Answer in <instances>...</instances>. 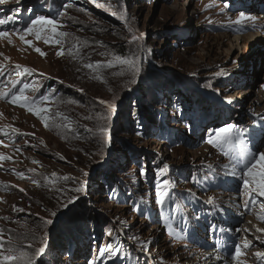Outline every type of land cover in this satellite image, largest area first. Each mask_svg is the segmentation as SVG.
Instances as JSON below:
<instances>
[{"label": "rangeland", "instance_id": "1", "mask_svg": "<svg viewBox=\"0 0 264 264\" xmlns=\"http://www.w3.org/2000/svg\"><path fill=\"white\" fill-rule=\"evenodd\" d=\"M38 16L68 35L25 33ZM7 17L0 93L28 84L48 126L0 96V250L24 264H264V196L242 179L264 152V0H6ZM228 124L233 146L208 143Z\"/></svg>", "mask_w": 264, "mask_h": 264}, {"label": "snow or ice", "instance_id": "2", "mask_svg": "<svg viewBox=\"0 0 264 264\" xmlns=\"http://www.w3.org/2000/svg\"><path fill=\"white\" fill-rule=\"evenodd\" d=\"M6 0H0V4L5 3ZM93 2H95V0H93ZM71 5H66V7H70ZM103 7V5H98ZM212 5H208L206 7H211ZM61 15H63V13H61ZM13 19V17H7L6 19H0V25L5 24L8 20ZM244 19H252L250 17H245L244 13L240 14V17L237 21V23H239L240 21L244 20ZM59 27V25H57L56 21L53 19H49L46 18L44 16H38L36 17L34 20L31 21L30 25L24 29L25 33L27 34H34L36 36V38L39 40L41 39V33H44V39H45V43H56L59 44L60 41L58 39L56 40H49L48 39V35H49V31L52 35H58L61 37H66L68 34L64 33V32H59L57 33V28ZM10 34L7 31H0V37H8ZM22 41H24V43L28 44V45H32V41L30 40H26L24 35H20L19 37ZM11 42V41H9ZM37 52H39L42 56L46 55V53L42 52L39 48L35 49ZM58 55H62L63 52L60 51L57 53ZM125 63H131L128 61H124ZM97 64H99V62H97ZM88 68H93L94 65L93 64H87L85 65ZM108 67H111L112 65L109 63L107 65ZM131 66L133 67V69L135 71H138V67L132 63ZM21 66L17 65V68H20ZM33 71V69H30L28 67H23L22 71H18L16 74L18 76L23 75L25 73H31ZM15 88V85H13V89ZM29 89V85L28 84H23L22 87H20L18 89V91H13L12 89H10L8 92H2L0 93V96L5 97V98H9L10 97V101L13 104H18L21 107H25L27 108V110L29 112H32L33 114L37 115L38 117H40V119L44 122L45 126H48V117L41 115L44 112H47L48 109L46 108H40V107H34L32 106L33 102L30 100V98L28 96L25 95V91ZM80 91H83L82 89ZM48 97L47 96H43L40 98V100H47ZM40 101L37 100L35 101L36 104H38ZM101 104H107V106L114 110V104L108 103L107 101H103L100 100L99 101ZM231 102V101H229ZM233 125L232 124H228L226 127L220 128L215 130V134L214 137H210L208 140V143L211 144H215L217 146L220 145L221 141H223V143L228 144L229 146H233L235 142H237L236 140H234V135L231 132V130L233 129ZM12 132H16L18 130L16 129H12ZM90 131V130H89ZM101 132H107L108 130L105 128H101L100 129ZM0 133H2L5 136L10 135V132H5L2 129H0ZM241 135V133L238 131L237 133H235V137H239ZM251 155L250 152H245L243 150L240 151L239 153V159L237 160V163H243L246 158ZM259 158L256 159L255 157H253L254 159V163H251V165H246V172L244 173L245 177H250L251 179H247V178H243V183L244 186L246 188H248L250 186V184H255V189H252L253 191H258L259 194L261 196H264V152H260L258 154ZM12 159V157L10 156H5V155H0V160H9ZM233 159H237L235 156L233 157ZM34 163H39L38 161H34ZM257 165L260 166V171L257 172ZM30 171H35L34 169H30ZM142 174H143V170H141ZM19 175L23 178L24 174L23 173H19ZM53 176H55L56 174L53 173ZM64 179H68V177H64ZM33 183H38L37 181H33ZM169 183L168 180H164L163 184L167 185ZM82 189H76V191H81ZM21 191H24L23 189H21ZM159 195V192H158ZM158 203H163V197H160V199L158 200ZM262 207H264V205H262ZM20 211H23V209H20ZM260 219H264V216H261ZM49 223L51 221H48ZM259 231L264 232V229H259ZM9 243H10V238H9ZM249 246L248 243L245 244V247ZM4 247V239L3 236L0 235V249H3ZM45 248H46V244L42 247H40L38 249V253L37 254H43L45 252ZM241 254V250L240 247L237 246L236 247V252L235 255L239 256ZM99 255L101 257L107 255L109 258H111L112 256L115 255V250L112 249L111 245L106 246L105 248H101L99 249ZM258 257L264 258V253H256L255 254ZM0 264H24V257L23 255H16L14 254V250L9 247L7 249V254H5L4 251L0 250ZM27 264H32L31 260H29L27 262ZM89 264H95L94 261H90Z\"/></svg>", "mask_w": 264, "mask_h": 264}, {"label": "bare ground", "instance_id": "3", "mask_svg": "<svg viewBox=\"0 0 264 264\" xmlns=\"http://www.w3.org/2000/svg\"><path fill=\"white\" fill-rule=\"evenodd\" d=\"M212 252V251H211ZM210 254H212V253H210ZM209 254V255H210ZM210 257V256H209ZM211 259V260H210ZM209 261L210 262H215V263H217V264H230L228 261H227V258H224L223 256H215L214 258H212V256H211V258H209ZM224 261V262H223Z\"/></svg>", "mask_w": 264, "mask_h": 264}]
</instances>
